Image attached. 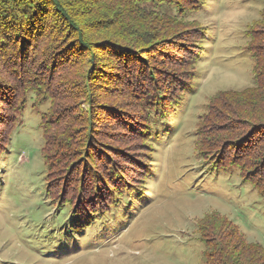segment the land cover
I'll return each instance as SVG.
<instances>
[{
  "label": "trees",
  "instance_id": "trees-1",
  "mask_svg": "<svg viewBox=\"0 0 264 264\" xmlns=\"http://www.w3.org/2000/svg\"><path fill=\"white\" fill-rule=\"evenodd\" d=\"M205 1L0 0V51L15 65L8 71L11 80L0 72V98L8 100H0L6 106L0 108V123L8 131L27 96L33 95L36 104H49L41 119L48 194L61 209L67 208L74 233L143 189L150 167L144 160L152 159L161 138L172 132L171 119L202 56L205 30L187 17ZM127 20L129 24L123 25ZM87 22L95 35L82 30L80 25L87 27ZM256 23L245 33L253 60L252 86L217 94L215 103L207 105L195 146L208 158L209 169L237 171L264 198V13ZM93 50L103 54L102 63L87 69L86 73L93 70L89 81L101 75L97 82L103 84L108 78L121 86L124 79L137 84L122 89L124 101L107 108L111 122L127 117L130 137L122 133L125 137L108 139L107 131L115 128L91 112L75 117L71 108L53 109L52 91H60V86L53 83L52 70L59 76L65 67L74 69ZM24 63L32 66L28 74ZM18 77L26 78V83ZM54 130L60 133L58 141L50 140ZM134 142L145 150L141 157L147 153L144 159L135 158ZM117 151H125L127 165L120 164ZM198 231L204 264H264V247L247 242L225 219L207 218Z\"/></svg>",
  "mask_w": 264,
  "mask_h": 264
},
{
  "label": "rangeland",
  "instance_id": "rangeland-1",
  "mask_svg": "<svg viewBox=\"0 0 264 264\" xmlns=\"http://www.w3.org/2000/svg\"><path fill=\"white\" fill-rule=\"evenodd\" d=\"M263 13L264 0H206L187 17L204 28L206 40L192 84L171 119L173 138L162 137L152 159L144 160L150 167L141 192L124 198L83 232L71 230L67 208L61 209L48 194L41 119L49 104H36L33 95L27 96L24 109L13 117L8 131L0 123V145H4L0 146V264H204L198 229L214 216L235 226L247 242L264 247V198L237 171L209 169L208 158L199 155L195 146L207 105L215 103L217 94L252 86L253 60L245 33L256 28ZM88 22L87 27L80 25L82 30L95 35ZM93 52L74 69L65 67L59 76L52 70L53 83L60 86V91H52L53 109L63 112L71 108L75 117L91 112L115 128V132L107 131L108 139L130 137L127 117L111 122L107 108L124 101L122 89L137 84L124 79L121 86L109 78L103 84L97 82L101 75H93L97 78L89 81L93 70L86 73L87 69L102 63L103 54ZM5 56L0 51V72L11 80L8 71L15 65ZM24 64V74H28L31 65ZM25 79L18 77L22 84ZM4 106L0 102V108ZM50 134V140H60L56 130ZM132 146L135 158L147 156L141 157L145 150L135 147V142ZM124 152L116 155L120 164L127 165Z\"/></svg>",
  "mask_w": 264,
  "mask_h": 264
}]
</instances>
